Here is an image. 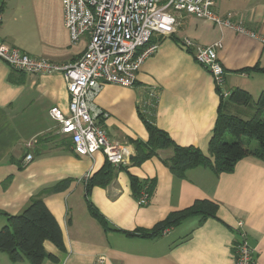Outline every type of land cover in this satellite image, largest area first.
Returning <instances> with one entry per match:
<instances>
[{
	"label": "crops",
	"instance_id": "1",
	"mask_svg": "<svg viewBox=\"0 0 264 264\" xmlns=\"http://www.w3.org/2000/svg\"><path fill=\"white\" fill-rule=\"evenodd\" d=\"M213 10L254 36L175 12V31L159 38L134 84H106L94 99L95 106L107 114L102 119L107 138L127 153L125 161L115 166L111 182L94 186L87 196L107 229L91 216L84 195L85 181L105 164V156L100 151L92 156L74 153L69 138L48 115L53 105L67 110L62 73L15 71L0 59V211L18 214L32 195L60 180L69 181L63 190L43 194L61 229L64 248L45 240V250L56 260L45 258L41 264H94L100 256L103 264H232L238 221L253 248L251 264H264V162L249 156L231 172L216 174L197 166L177 178L163 163L170 149L158 150L140 164L130 161L135 150L129 139L148 138L140 115L175 143L192 145L207 155L221 101L227 113L244 119L254 114L253 107L232 104L228 96L239 87L255 99L264 88V69L244 70L264 68V0H214ZM184 38L198 45L220 41L217 55L228 91L222 98L209 71L194 60L192 48L181 46ZM0 41L56 64L73 62L87 44L86 37L70 41L61 0H0ZM256 146L257 142L251 148ZM27 154L31 155L28 161ZM129 175L154 179L147 203L137 202ZM196 199L216 202V216L202 221L188 217L155 237L124 233L149 230ZM5 223L0 214V227ZM0 264L30 263L11 261L0 251Z\"/></svg>",
	"mask_w": 264,
	"mask_h": 264
},
{
	"label": "built area",
	"instance_id": "2",
	"mask_svg": "<svg viewBox=\"0 0 264 264\" xmlns=\"http://www.w3.org/2000/svg\"><path fill=\"white\" fill-rule=\"evenodd\" d=\"M61 5L70 41L87 38L85 49L73 62L56 64L47 58H35L2 41L0 59L15 71L62 73L68 93L67 110L53 105L48 109L49 117L58 123L59 132L69 138L74 153L92 156L100 151L114 166L123 163L127 153L122 145L107 138L102 123L107 114L95 106L94 99L106 84H134L140 66L156 51L159 38L175 31V12L254 36L231 18L219 17L213 10L214 0H61ZM180 44L192 48L194 60L209 71L219 93L226 95L225 71L217 55L220 41L198 45L184 38ZM29 159L31 155L27 154L25 160ZM137 202L147 203L146 196L141 195ZM234 232L237 241L233 245L232 264H251L253 248L241 221ZM103 263L100 256L94 264Z\"/></svg>",
	"mask_w": 264,
	"mask_h": 264
},
{
	"label": "trees",
	"instance_id": "3",
	"mask_svg": "<svg viewBox=\"0 0 264 264\" xmlns=\"http://www.w3.org/2000/svg\"><path fill=\"white\" fill-rule=\"evenodd\" d=\"M153 40L154 37L151 38V41ZM258 69L264 68L254 66L244 70ZM220 97L222 98V95ZM228 101L235 105L251 106L254 108V114L244 119L227 113L221 101L208 141L207 155L192 145L183 146L175 143L166 131L140 115L148 138L146 141L129 139L135 150L134 156L130 159L131 163L140 164L156 155L158 150L170 149L171 155L164 158L163 163L175 177L183 178L186 170L197 166L209 167L219 174L231 172L235 164L245 157L251 156L264 162V88L254 99L248 91L236 87L229 93ZM227 134L231 136L230 139L226 136ZM250 140H255L258 146L251 148ZM116 169L106 160L105 164L85 181L84 195L88 211L104 229L108 228L104 217L88 201L87 196L94 186L108 185L114 178ZM68 183V179L60 180L40 190L29 198L28 204L18 214L0 211L6 219V223L0 227V251L6 253L11 261L18 262L26 259L30 264H41L45 258L56 260L45 250L43 242L48 240L57 248L63 249L62 233L58 222L43 201V194L63 190ZM129 185L137 200L141 195H145L148 200L155 181L154 179L140 180L129 175ZM217 209V203L212 200L196 199L189 206L170 212L149 230L124 233L128 236L155 237L161 235L164 229L175 226L188 217H197L199 221L215 217Z\"/></svg>",
	"mask_w": 264,
	"mask_h": 264
},
{
	"label": "rangeland",
	"instance_id": "4",
	"mask_svg": "<svg viewBox=\"0 0 264 264\" xmlns=\"http://www.w3.org/2000/svg\"><path fill=\"white\" fill-rule=\"evenodd\" d=\"M244 117H245V116H244ZM242 118H243V117H242ZM246 118H248V117H246ZM226 136H227L229 139H230V137H231V136H229L228 134H227ZM253 143H256V141H254V140H250V141H249V144H250L249 146L252 147V144H253Z\"/></svg>",
	"mask_w": 264,
	"mask_h": 264
},
{
	"label": "water",
	"instance_id": "5",
	"mask_svg": "<svg viewBox=\"0 0 264 264\" xmlns=\"http://www.w3.org/2000/svg\"><path fill=\"white\" fill-rule=\"evenodd\" d=\"M130 157V156H129Z\"/></svg>",
	"mask_w": 264,
	"mask_h": 264
}]
</instances>
